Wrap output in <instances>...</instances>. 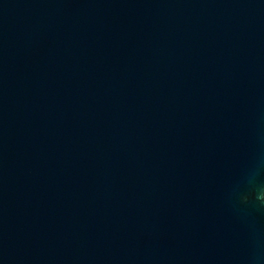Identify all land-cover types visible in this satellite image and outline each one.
Here are the masks:
<instances>
[{"label": "water", "instance_id": "water-1", "mask_svg": "<svg viewBox=\"0 0 264 264\" xmlns=\"http://www.w3.org/2000/svg\"><path fill=\"white\" fill-rule=\"evenodd\" d=\"M0 264H264V0H0Z\"/></svg>", "mask_w": 264, "mask_h": 264}]
</instances>
